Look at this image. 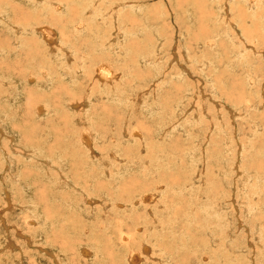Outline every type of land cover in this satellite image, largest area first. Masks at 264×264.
Wrapping results in <instances>:
<instances>
[{
  "label": "rangeland",
  "instance_id": "374dc122",
  "mask_svg": "<svg viewBox=\"0 0 264 264\" xmlns=\"http://www.w3.org/2000/svg\"><path fill=\"white\" fill-rule=\"evenodd\" d=\"M28 1L0 0V264H264V0Z\"/></svg>",
  "mask_w": 264,
  "mask_h": 264
},
{
  "label": "bare ground",
  "instance_id": "6f19581e",
  "mask_svg": "<svg viewBox=\"0 0 264 264\" xmlns=\"http://www.w3.org/2000/svg\"><path fill=\"white\" fill-rule=\"evenodd\" d=\"M32 2L33 3V5L36 7V8H39L40 10H42V9H44L45 11L46 10H49L50 12H59L60 11V8H62L61 6L63 5V2H65V1H72V0H42L41 2H44V4L43 3H41V4H39V2H40V0H29L28 2ZM103 1H105V0H103ZM122 1V0H121ZM120 1V5L122 4V5H125L126 4V2H128L127 0H123V2H121ZM126 1V2H125ZM132 1H134V0H132ZM139 1V0H138ZM141 1V0H140ZM248 1V0H247ZM250 1V0H249ZM251 1H253V0H251ZM263 1V0H262ZM26 2H27V0H26ZM94 2V1H93ZM115 1H113V3H114ZM118 2V1H117ZM131 2V1H130ZM107 3V2H106ZM110 3H111V1H110ZM112 3V4H113ZM116 3V2H115ZM114 3V4H115ZM129 3V2H128ZM246 3H248V2H246ZM30 4V3H29ZM66 4H68V3H66ZM96 4V3H95ZM113 4V5H114ZM118 4V3H117ZM142 4V3H141ZM86 5V4H85ZM88 5V4H87ZM92 5H94V3L92 4ZM121 5V6H122ZM136 5V4H135ZM134 5V6H135ZM246 5H248V4H246ZM250 5V4H249ZM114 6H116V5H114ZM125 6H127V5H125ZM94 7V6H93ZM132 7H133V5H132ZM140 7H142V6H140ZM139 7V8H140ZM248 7V6H247ZM4 8V7H3ZM6 8V7H5ZM98 8H100V7H98ZM103 8V7H102ZM101 8V9H102ZM122 8H123V6H122ZM136 8V7H135ZM144 8V7H143ZM249 8V7H248ZM91 9V8H90ZM73 10H74V8H73ZM108 10H109V8H108ZM31 11V10H30ZM35 11V10H34ZM76 11V10H75ZM107 11V10H106ZM135 11V10H134ZM139 11V10H138ZM11 12V11H10ZM19 12V11H18ZM21 12V11H20ZM88 11H86V13H87ZM113 12V11H112ZM140 12V11H139ZM92 13V12H91ZM136 13V12H135ZM164 13V12H163ZM237 14H238V12H236ZM258 13V12H257ZM24 14V13H23ZM28 14V13H27ZM83 14H84V12H83ZM90 14V13H89ZM103 14V13H102ZM112 14V13H111ZM264 14V13H263ZM262 14V15H263ZM3 15V14H2ZM2 15L0 16V20L2 19ZM91 15V14H90ZM104 15V14H103ZM132 15V14H131ZM52 16V15H51ZM20 17V16H19ZM115 17V16H114ZM237 17V16H236ZM21 18V17H20ZM23 18H24V15H23ZM240 18V17H239ZM130 19V18H129ZM223 19H225V17L223 18ZM235 19H237V18H235ZM24 20V19H23ZM23 20H22V22H23ZM69 21H71V20H73V19H68ZM243 20V19H242ZM1 21H3L4 22V20H1ZM19 21V20H18ZM37 21H39V20H37ZM52 21H56V19H54V20H52ZM80 21V20H79ZM109 21V20H108ZM112 21V20H111ZM225 21H227V20H225ZM237 21V20H236ZM255 21V20H254ZM256 21H257V19H256ZM16 22V21H15ZM21 22V21H20ZM113 22V21H112ZM239 22V21H238ZM5 23H7V22H5ZM18 23V22H17ZM8 24V23H7ZM84 24V23H83ZM103 24H104V22H103ZM109 24V23H108ZM217 24H219V23H217ZM82 25V22H80L79 24H77V23H74L73 24V28L71 29L72 30V32H74V31H78L79 29H80V26ZM113 25V24H112ZM148 25V24H147ZM236 25V24H235ZM12 27H16V28H20L22 31H26V30H37V28H39L38 30L39 31H41L42 32V36H43V38H48V37H50L51 39H54L55 38V31H53L51 28H49V27H51L50 25L49 26H39V27H37V26H35V28L33 29L32 28V26L30 25V24H28V23H23V24H21V25H18V24H12L11 25ZM30 26V27H29ZM71 26V25H70ZM262 26H264V25H262ZM72 27V26H71ZM83 27V26H82ZM18 28V29H19ZM118 28V27H117ZM219 28V27H218ZM114 29V28H113ZM121 29V28H120ZM120 29L118 28V30L120 31ZM15 30V29H14ZM55 30V29H54ZM81 30V29H80ZM234 30L236 31V29L234 28ZM110 31H112V30H110ZM121 31H122V29H121ZM129 31H131L130 29H129ZM133 31V30H132ZM16 32V31H15ZM19 31H17V33H18ZM21 32V31H20ZM71 32V31H70ZM118 32V31H117ZM124 32H125V29H124ZM128 32V31H127ZM237 32V31H236ZM14 33V32H13ZM22 33V32H21ZM108 33V32H107ZM117 34V33H116ZM106 35V34H105ZM125 35V34H124ZM123 35V36H124ZM242 35V34H241ZM109 36V35H108ZM242 37H244V36H242ZM111 38V37H110ZM123 38V37H122ZM245 38V37H244ZM239 39V38H238ZM246 39V38H245ZM115 40H116V38H115ZM114 40V41H115ZM251 40V39H250ZM249 40V41H250ZM56 41V40H55ZM109 41V40H108ZM245 41V40H244ZM248 41V42H249ZM116 42V41H115ZM56 43V42H55ZM67 43V42H66ZM16 44V43H15ZM111 44V43H110ZM246 44V43H245ZM257 44V43H256ZM112 45H113V43H112ZM209 45V44H208ZM16 46V45H15ZM14 46V47H15ZM52 46V45H51ZM55 46V45H54ZM57 46H59L60 47V45H58V43H57ZM184 46V45H183ZM6 48H8V47H6ZM251 48V47H250ZM253 48V47H252ZM49 50H50V53H53V52H55V50H53V49H50V48H48ZM48 49H47V51H48ZM64 48H59V51L61 50H63ZM3 50V49H2ZM7 51V50H6ZM65 51V50H64ZM253 51V50H252ZM0 52H2V51H0ZM69 52V51H68ZM63 53V52H62ZM66 53V52H65ZM263 54H264V52H262ZM261 53V55H263ZM60 54V53H59ZM151 55V54H150ZM68 56H69V54H68ZM67 56V57H68ZM264 56V55H263ZM30 57V55H27L26 56V58H29ZM63 58V57H62ZM69 58V57H68ZM70 58H73V57H70ZM60 59V58H59ZM74 59V58H73ZM50 60V59H49ZM37 61H38V56L36 55V54H34V56H32L31 58H29L28 60H27V68H26V70H27V74H26V81L27 82H29V83H37L38 81H36V79H39L40 80V82H39V86L40 87H44V85H42V83H44V82H46L47 81V85H45V86H48V84L50 83V81L48 80V76H50L51 75V73H50V71L48 72V70L47 69H45L42 65H38L37 64ZM54 62V61H53ZM69 59H68V61H67V63H68V65H69ZM150 63V62H149ZM63 65V64H62ZM67 66V65H66ZM70 66V65H69ZM63 67V66H62ZM107 67H108V65H107ZM73 68V67H72ZM180 69H182V68H180ZM59 70V69H58ZM184 70H186V69H184ZM81 71V70H80ZM100 72H104L106 75H107V77H110V73L109 72H107V71H103V69H101V71ZM22 74H21V76L24 74V72H21ZM59 73H61V72H59ZM73 73V72H72ZM116 73V72H115ZM182 74V73H181ZM249 74V73H248ZM37 75V76H36ZM65 76V75H64ZM70 76V75H69ZM249 76V75H248ZM67 77V76H66ZM71 78V77H70ZM249 78H250V76H249ZM66 79V78H65ZM247 79H248V77H247ZM7 80H8V78H7ZM17 80V79H16ZM105 80V79H104ZM252 80V79H251ZM68 81V80H67ZM3 82V81H2ZM14 82V88H13V86H11L12 88H13V90H15L14 92H19L18 91V87H17V84L15 83V80L13 81ZM20 82H21V80H20ZM26 82V83H27ZM70 82V81H69ZM12 83V82H11ZM72 83H74V82H72ZM7 84V83H6ZM19 84V83H18ZM89 84V83H88ZM189 84V83H188ZM1 86H2V84H0ZM102 85V84H101ZM158 85H159V83H158ZM7 86V85H6ZM5 86V87H6ZM10 86H9V88H10ZM33 86V85H32ZM52 86V85H51ZM55 86V85H54ZM76 86V85H75ZM100 86V85H99ZM101 87V86H100ZM12 88H11V90H12ZM53 88V87H52ZM52 88H48V90H50V89H52ZM55 88V87H54ZM53 88V89H54ZM75 88V87H74ZM92 88H93V90H96V88L95 87H93L92 86ZM211 88H213V87H211ZM65 89V88H64ZM69 89V88H68ZM76 89V88H75ZM90 89V88H89ZM7 90V89H6ZM69 91V90H68ZM11 93V92H10ZM28 101H27V105H29V103H32L31 102V98H32V96L31 95H34L33 94V92L32 91H28ZM61 93L62 94H64L62 91H61ZM1 94V93H0ZM161 95V94H160ZM191 95H192V93H191ZM110 96V95H109ZM15 98H16V96H14ZM70 97V96H69ZM86 97V96H85ZM14 98V99H15ZM195 98V97H194ZM62 99V98H61ZM76 99V98H75ZM119 100V99H118ZM158 99H157V96H154L153 97V99H152V103H153V106L154 105H157L158 104V101H157ZM66 101V100H65ZM64 101V102H65ZM157 101V103H155ZM37 102V101H36ZM39 103V102H38ZM77 103V102H76ZM90 103V102H89ZM151 103V102H150ZM248 103V102H247ZM43 104V103H42ZM38 105V104H37ZM49 105V104H48ZM250 105V104H249ZM43 106V105H42ZM72 107H77V105H72ZM86 107H87V105H86ZM248 107H250V106H248ZM232 108V107H231ZM44 109V108H43ZM68 109H70L69 107H68ZM85 109V108H84ZM205 109V108H204ZM35 110V109H34ZM38 111H40L41 110V108H38L37 109ZM229 110V109H228ZM71 111V110H70ZM72 112V111H71ZM84 112V111H83ZM175 114H177V113H175ZM233 116V115H232ZM174 117H176V116H174ZM197 118V117H196ZM220 120V119H219ZM222 120V119H221ZM164 129V128H163ZM4 133V132H3ZM87 134V133H86ZM12 138V137H11ZM9 139H10V137H9ZM15 144V143H14ZM82 144L84 145V146H86V147H89V145H91V143H90V141L88 140V137H86L85 136V139L84 140H82ZM89 150H90V148H88ZM33 150V149H32ZM32 150H29V151H32ZM25 150H23V152H24ZM27 152V151H26ZM4 153V152H3ZM22 153V152H21ZM158 154V153H157ZM27 155V154H26ZM91 155V154H90ZM112 155V154H111ZM96 156V155H95ZM114 156V155H113ZM158 156V155H157ZM156 156V157H157ZM90 157H92V155L90 156ZM4 158H5V156H4ZM99 158V157H98ZM97 158V159H98ZM45 159V158H44ZM47 160V159H46ZM100 160V159H99ZM103 161V160H102ZM47 162H48V160H47ZM101 162V161H100ZM104 163H105V161H103ZM103 162H102V164H103ZM41 163V162H40ZM43 163V162H42ZM43 165V164H42ZM46 165H48V164H46ZM45 165V166H46ZM100 165V164H99ZM105 165V164H104ZM106 165H107V163H106ZM105 165V166H106ZM56 169V168H55ZM103 169V168H102ZM105 173L107 172L106 170L104 171ZM239 172V171H238ZM9 174V173H8ZM59 174V173H58ZM107 174V173H106ZM48 176V175H47ZM59 176V175H58ZM61 178V177H60ZM65 179V178H64ZM63 179V180H64ZM59 182V181H58ZM67 183V182H66ZM24 185V184H23ZM67 185H69V183H67ZM70 185H72V184H70ZM69 185V186H70ZM158 185H159V182H158ZM159 187V186H158ZM161 187V186H160ZM75 190H76V188H75ZM141 196V195H140ZM153 196V195H152ZM85 197V196H84ZM83 199V198H82ZM150 199V196L149 195H144L142 198H139L138 200L139 201H135V203L136 204H138V202H140V203H145L146 204V206H148V204H149V202L150 201H146V200H149ZM155 200V199H154ZM97 202V201H96ZM108 202V201H107ZM131 202V201H130ZM134 202V201H133ZM159 202V201H158ZM91 203V202H90ZM118 203V202H117ZM108 204V203H107ZM134 204V203H133ZM104 205V204H103ZM106 205V204H105ZM119 205V204H118ZM121 205H119V207H120ZM30 207V206H29ZM106 207V206H105ZM149 207V206H148ZM82 208V207H81ZM102 208V207H101ZM214 209H215V207H213ZM31 209V208H30ZM104 209V207L102 208V210ZM217 209V208H216ZM215 209V210H216ZM109 214V213H108ZM101 216V215H100ZM108 216V215H107ZM101 217H104V215H102ZM3 218V217H2ZM108 219V218H107ZM104 220V219H103ZM158 220V219H157ZM155 221V220H154ZM104 222V221H103ZM140 222H141V220H140ZM104 224H105V222H104ZM100 225H101V223H100ZM107 225V224H106ZM153 226V225H152ZM99 227V226H98ZM151 228V227H150ZM148 229V228H147ZM123 231V230H122ZM127 233V232H126ZM125 232H122L121 233V235H120V239H121V241H123V242H128L129 243V241H127V240H130L131 238H132V235L131 236H127V234H126ZM145 233V232H144ZM143 233V234H144ZM119 234H120V232H119ZM119 236V235H118ZM119 241V240H118ZM143 243V242H142ZM144 244V243H143ZM142 245V244H141ZM145 246V245H144ZM87 249V248H86ZM39 250V249H38ZM45 250V249H44ZM144 251H148V247L147 246H145L144 247V249H143ZM49 251V250H48ZM129 251V250H128ZM139 251H141L140 249H139ZM143 251V252H144ZM156 251H157V249H156ZM49 252H51V251H49ZM130 252V251H129ZM128 252V254H130ZM132 252V251H131ZM44 253H45V251H44ZM47 253V252H46ZM80 254V253H79ZM90 254V253H89ZM81 255V254H80ZM52 256V255H51ZM128 256V255H127ZM137 256H139V255H137ZM167 256V255H166ZM53 257V256H52ZM87 257V256H86ZM135 257V256H134ZM149 257V256H148ZM132 258V257H131ZM134 259V258H133ZM143 259V258H142ZM55 260V259H54ZM126 260H127V258H126ZM161 260V259H160ZM134 261H136L135 259H134ZM171 261V260H170ZM57 263V262H56ZM128 263V262H127ZM164 263V262H163Z\"/></svg>",
  "mask_w": 264,
  "mask_h": 264
},
{
  "label": "crops",
  "instance_id": "0c3cea01",
  "mask_svg": "<svg viewBox=\"0 0 264 264\" xmlns=\"http://www.w3.org/2000/svg\"><path fill=\"white\" fill-rule=\"evenodd\" d=\"M55 35H56V32H55ZM41 36H42V34H41ZM56 37V36H55ZM55 39V38H54Z\"/></svg>",
  "mask_w": 264,
  "mask_h": 264
}]
</instances>
